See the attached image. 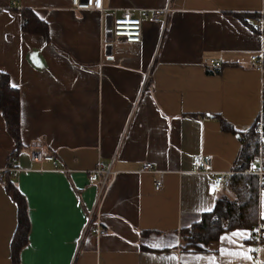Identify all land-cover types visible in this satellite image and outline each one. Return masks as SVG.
Listing matches in <instances>:
<instances>
[{"label": "crops", "instance_id": "0c3cea01", "mask_svg": "<svg viewBox=\"0 0 264 264\" xmlns=\"http://www.w3.org/2000/svg\"><path fill=\"white\" fill-rule=\"evenodd\" d=\"M0 1V72L16 85L19 116L16 147L0 112V264H12L16 226L2 182L10 156L27 223L17 264H264L253 227L224 230L202 251L182 248L179 234L220 196L234 198L230 187L213 191L192 157L214 172L240 170L264 90V71L248 58L264 59V0H102L99 11ZM20 9L45 23L46 36L22 30ZM122 9L140 17V39L105 45L114 55L106 62L100 42ZM152 9L164 13L152 21ZM30 149L52 161L30 162ZM97 161L110 171L101 187L100 176L86 178ZM257 187L254 225L264 226V177ZM241 232L251 238L233 236ZM244 252L252 259L229 254Z\"/></svg>", "mask_w": 264, "mask_h": 264}, {"label": "trees", "instance_id": "16d2710c", "mask_svg": "<svg viewBox=\"0 0 264 264\" xmlns=\"http://www.w3.org/2000/svg\"><path fill=\"white\" fill-rule=\"evenodd\" d=\"M2 2L0 1V4ZM25 32H32L46 36L45 23L39 20L31 10H18ZM261 115L264 117V90L262 91ZM0 112L6 132L12 137L16 147L19 145V116L17 91L9 85L7 76L0 72ZM257 159L264 170V127L261 137L253 131L247 130L242 135V146L239 152V168H245ZM4 188L12 197L16 205V226L10 240V260L17 264V251L24 242L27 231L25 206L22 196L9 181V173H3ZM229 187L234 198L220 196L214 202L213 209L202 213L199 220L180 230L181 246L192 251L204 250V245L215 240L224 230L235 227L252 229L256 222L257 177L254 174H233L229 179ZM252 236L253 231H252ZM264 238V234L259 240ZM255 241V238H253Z\"/></svg>", "mask_w": 264, "mask_h": 264}, {"label": "built area", "instance_id": "2783aa9c", "mask_svg": "<svg viewBox=\"0 0 264 264\" xmlns=\"http://www.w3.org/2000/svg\"><path fill=\"white\" fill-rule=\"evenodd\" d=\"M70 6L75 10H101L102 9V0H70ZM164 11L159 9H152L148 13V17L152 21H156L159 18V15L163 14ZM143 16H146L147 13L142 11ZM260 22V21H259ZM260 26H258L259 28ZM141 34V19L139 16L135 15L134 11L130 9H122L118 14L114 15L111 18L110 26H109V37L105 39L102 36V40L100 42V49L102 50L101 59L106 62H113L114 55L112 51H105L104 46L112 45L118 42L125 43H137L140 39ZM249 60L251 61L252 67L256 70L263 72V64L264 59L263 56L258 54H250ZM216 65V62H213ZM264 127V117L261 115V111L259 112L257 118L253 123V131L257 134V136L261 137V131ZM27 157L30 162L33 163H42L43 161H52V156L50 154L44 153L40 150L30 149L27 152ZM192 165L195 171L204 172L210 175L211 183L210 187L213 191H224L229 187V179L233 174L241 173V174H254L257 177L258 184L264 177V170L260 167L259 162L254 164H249L245 168H242L238 171H224V172H214L209 168L208 159L206 157H201L196 155L192 157ZM142 170L152 171L151 165L148 162H144L141 166ZM7 171L10 175H14L16 171L19 170L15 158L10 156L7 161L6 167L3 171ZM110 171L108 167L103 166L101 161H97L94 168L87 171L86 178L89 182H94L100 176L99 187L103 186L107 181V177ZM160 187V181L155 180L153 184L154 189H158ZM96 233L102 234L104 229L97 228L95 229ZM253 235L255 241L258 242L260 237L264 234V226L259 222L253 226ZM254 257H257V254H254Z\"/></svg>", "mask_w": 264, "mask_h": 264}, {"label": "snow or ice", "instance_id": "6c2138e0", "mask_svg": "<svg viewBox=\"0 0 264 264\" xmlns=\"http://www.w3.org/2000/svg\"><path fill=\"white\" fill-rule=\"evenodd\" d=\"M12 87H16V85H12ZM202 210L211 211L212 209L211 208H206V209H202ZM236 235H239V236H241L242 238H245V239L251 238L250 235L245 234L243 232H241V233H233V236H236ZM221 239H224V238L222 237ZM230 242L234 243V241H230ZM150 247H160V245L157 244V243H153V244L150 245ZM249 251H259V250L258 249H249ZM229 254L233 255V256H236L238 258H243V259H247V260L252 259L249 255H247V252H244V253H229Z\"/></svg>", "mask_w": 264, "mask_h": 264}]
</instances>
